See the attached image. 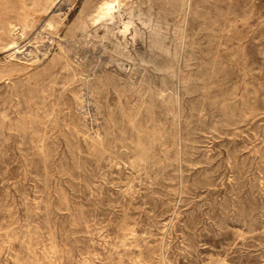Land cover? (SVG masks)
<instances>
[{"label":"rangeland","instance_id":"1","mask_svg":"<svg viewBox=\"0 0 264 264\" xmlns=\"http://www.w3.org/2000/svg\"><path fill=\"white\" fill-rule=\"evenodd\" d=\"M0 264H264V0H0Z\"/></svg>","mask_w":264,"mask_h":264},{"label":"bare ground","instance_id":"2","mask_svg":"<svg viewBox=\"0 0 264 264\" xmlns=\"http://www.w3.org/2000/svg\"><path fill=\"white\" fill-rule=\"evenodd\" d=\"M105 7H106V10L109 11V14H108V13H105V12L101 13L100 16L98 15L100 19H103V18H105V17L111 16V15L113 14V12L115 11V9H116V3L107 4ZM65 24H66V23H65ZM10 29H11V30H15V25L11 24V25H10ZM124 32H125V31H124ZM122 33H123V32H122ZM11 48L16 49V51H17L18 53L21 52V50L19 49V46L17 45L16 42H13V43L11 44ZM254 111H255V110H254Z\"/></svg>","mask_w":264,"mask_h":264}]
</instances>
